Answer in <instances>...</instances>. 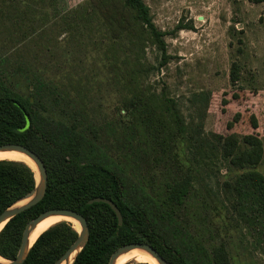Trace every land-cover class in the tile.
I'll use <instances>...</instances> for the list:
<instances>
[{
  "label": "rangeland",
  "instance_id": "1",
  "mask_svg": "<svg viewBox=\"0 0 264 264\" xmlns=\"http://www.w3.org/2000/svg\"><path fill=\"white\" fill-rule=\"evenodd\" d=\"M144 2L165 34L169 60L161 67V53L134 25L124 0H0V79L44 105L51 120L80 127L85 116L101 127V144L155 197L163 196L169 175L191 168L179 223L208 248L224 245L230 264H264L262 198L243 177L251 170L264 175V156L255 167L237 169L223 154L230 134L240 151L253 133L264 147V1ZM142 68L148 72L132 86V72ZM135 88L175 101L182 123L184 117L203 124L197 164L185 159L181 135L167 164L138 141L135 148L124 143L132 123L125 101ZM201 93L209 95L207 104L190 103Z\"/></svg>",
  "mask_w": 264,
  "mask_h": 264
},
{
  "label": "trees",
  "instance_id": "2",
  "mask_svg": "<svg viewBox=\"0 0 264 264\" xmlns=\"http://www.w3.org/2000/svg\"><path fill=\"white\" fill-rule=\"evenodd\" d=\"M263 1L254 0L255 3ZM124 7L132 13L134 25L142 34L151 37L161 53L160 67L166 65L169 56L163 39L165 34L154 26L144 0H124ZM147 72L143 68L132 72L131 85L137 84ZM238 74L237 64H233L232 82L239 80ZM192 99V104L205 105L209 95L194 94ZM175 104L147 88H135L125 101V110L131 113L132 123L123 134L124 143L135 148V141H138V147L144 144L155 155V160L167 164L171 161L170 146L181 135L185 159L193 166L197 164L201 149L203 124L187 123L184 117L182 123ZM45 110L44 105L21 96L0 79V146L27 147L39 155L48 173L44 199L12 219L0 232V257L9 261L16 259L29 221L52 209H69L82 215L90 230L89 241L74 264H108L117 249L132 243L152 246L170 264H230L224 245L204 246L176 218L190 191L191 168L183 170L180 177L169 175L162 187L163 196L155 197L101 144V127L93 121L88 122L85 116L80 127L67 125L46 117ZM251 124L253 129L258 128L255 117ZM243 141L248 148L240 151L238 137L228 135L224 140V157L237 169L259 165L264 156L262 140L253 133ZM243 177L258 188L264 212V175L251 170ZM36 185V174L26 164L0 161V215L33 192ZM95 198L111 200L121 212L123 225L119 226L110 206L87 204ZM78 236L71 223L55 224L39 236L24 264H56Z\"/></svg>",
  "mask_w": 264,
  "mask_h": 264
},
{
  "label": "water",
  "instance_id": "3",
  "mask_svg": "<svg viewBox=\"0 0 264 264\" xmlns=\"http://www.w3.org/2000/svg\"><path fill=\"white\" fill-rule=\"evenodd\" d=\"M3 153H18L25 156L30 161H32L37 168V175H36L37 185L33 192L28 194L24 199L19 201L13 207L5 210L0 215V232L12 219H14L18 215L24 213L25 211L31 209L32 207L40 203L44 199L48 187L47 169L43 160L39 157V155H37L35 152L31 151L27 147L18 144L1 145L0 154ZM96 203H103L110 206L118 219L119 226L123 225V217L121 215V212L111 200L103 199V198H95L88 201L87 204L92 205ZM53 217L71 219L78 222L80 225V230L79 231L76 230L79 233L77 240L71 245V247L56 263V264H74L77 256L81 253V251L84 249V247L89 241L90 230L86 219L79 213L69 209H52L36 217L35 219L29 221L23 231L21 245L16 259L14 261H9L4 259L6 263L0 262V264H24L28 258L31 248L39 238L38 237L34 242H31V237L33 233L43 221ZM136 250L145 252L158 264H170L160 255V253L157 250H155L152 246L145 243H132L122 246L112 254L108 264H117L118 260L122 256Z\"/></svg>",
  "mask_w": 264,
  "mask_h": 264
},
{
  "label": "bare ground",
  "instance_id": "4",
  "mask_svg": "<svg viewBox=\"0 0 264 264\" xmlns=\"http://www.w3.org/2000/svg\"><path fill=\"white\" fill-rule=\"evenodd\" d=\"M0 161H13V162L24 163L27 166H29L37 175V168L33 164V162L21 154L3 153V154H0ZM60 222H69L73 225L75 230H77V231L80 230L79 223L74 221V220L67 219V218H61V217H53V218H50V219L43 221L37 227V229L35 230V232L33 233L32 237H31V242H34L42 233H44L49 228H51L52 226H54L55 224L60 223ZM133 261L137 262L139 264H158L154 259H152L150 256H148L145 252L139 251V250L130 252V253L122 256L118 260L117 264H128V263L133 262ZM0 262L6 263V261L1 257H0Z\"/></svg>",
  "mask_w": 264,
  "mask_h": 264
}]
</instances>
